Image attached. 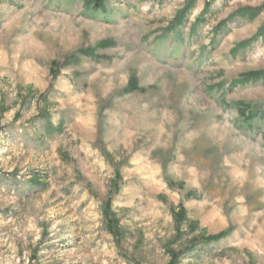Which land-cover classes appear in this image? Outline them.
I'll use <instances>...</instances> for the list:
<instances>
[{"label":"rangeland","instance_id":"obj_1","mask_svg":"<svg viewBox=\"0 0 264 264\" xmlns=\"http://www.w3.org/2000/svg\"><path fill=\"white\" fill-rule=\"evenodd\" d=\"M209 2L0 0V264H264V0Z\"/></svg>","mask_w":264,"mask_h":264},{"label":"trees","instance_id":"obj_2","mask_svg":"<svg viewBox=\"0 0 264 264\" xmlns=\"http://www.w3.org/2000/svg\"><path fill=\"white\" fill-rule=\"evenodd\" d=\"M84 4L86 7L91 8L95 11H105L106 5L107 3L113 1V0H83ZM194 1L195 0H187L186 6L184 7V9L179 13V15L176 17V22L180 23L182 22V20L184 19V16L186 15V12H188L190 9H192L193 5H194ZM216 0H210V2L208 3V9L210 8V5H212ZM259 12V11H258ZM264 36V30H260L259 31V37H263ZM249 81H263L264 80V71L261 73H256L253 75H250L248 77ZM248 111V110H247ZM246 114V112L244 113ZM262 119L264 118V112H261L260 114H254L252 115V119Z\"/></svg>","mask_w":264,"mask_h":264}]
</instances>
